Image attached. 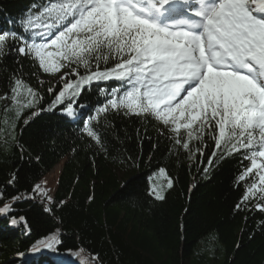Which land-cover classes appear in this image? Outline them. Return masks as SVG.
Wrapping results in <instances>:
<instances>
[{
  "label": "trees",
  "instance_id": "trees-1",
  "mask_svg": "<svg viewBox=\"0 0 264 264\" xmlns=\"http://www.w3.org/2000/svg\"><path fill=\"white\" fill-rule=\"evenodd\" d=\"M42 3L0 0V31L20 32L8 21L18 22ZM5 53L0 56V192L8 199L0 207H12L0 214V264H264V211L255 208L259 193L235 209L253 179L258 181L254 175L239 180L250 166L242 152L210 165L211 139L191 141L190 152L151 117L110 111L91 120L104 102L98 87L117 81L87 88L76 98L86 107L74 104L70 118L53 101L63 87L57 76L71 68L51 75L33 58L8 48ZM16 79L35 91L37 101L35 107L22 105L19 117L11 92ZM85 121L101 135L106 151L87 136ZM161 167L166 169L162 181L170 178L174 186L166 185L165 199L157 201L149 184ZM12 174L14 186L8 184ZM43 176L51 192L57 181L50 211L33 198V186ZM21 194L24 199L11 200ZM52 236L58 241L52 249L34 250ZM29 252L36 255L21 258Z\"/></svg>",
  "mask_w": 264,
  "mask_h": 264
},
{
  "label": "snow or ice",
  "instance_id": "snow-or-ice-1",
  "mask_svg": "<svg viewBox=\"0 0 264 264\" xmlns=\"http://www.w3.org/2000/svg\"><path fill=\"white\" fill-rule=\"evenodd\" d=\"M8 22L21 31H0V56L6 48L17 51L51 75L71 68L70 74L60 76L63 87L53 101L68 117L75 116L74 104L86 107L76 98L87 88L117 81L114 87H98L104 102L91 120L110 111L151 117L174 134L170 139L176 145L190 152L191 141L204 144L211 139L215 149L210 165L242 152L250 166L239 180L254 175L258 181L253 179L235 209L241 210L258 192L255 208L264 211V0H43L18 22ZM21 83L16 79L11 92L17 93ZM27 92L36 96L31 87ZM84 131L106 151L101 135L87 121ZM158 171L166 174L163 167ZM16 179L12 174L8 184L14 186ZM173 186L167 179V188ZM32 192L54 203L41 184ZM149 195L165 199L156 188ZM24 198L21 194L11 200ZM6 199L0 192V201ZM11 207L4 203L0 214ZM57 242L52 236L34 250L40 251V245L52 249Z\"/></svg>",
  "mask_w": 264,
  "mask_h": 264
},
{
  "label": "rangeland",
  "instance_id": "rangeland-1",
  "mask_svg": "<svg viewBox=\"0 0 264 264\" xmlns=\"http://www.w3.org/2000/svg\"><path fill=\"white\" fill-rule=\"evenodd\" d=\"M63 74H60L59 76H57V78H59L60 76H62ZM45 79H41V81H44ZM29 86H25L24 84H21L19 87H18V89H17V93H15V96H16V99L14 100L15 101V105H16V107L17 108H20L19 110H22L23 109V106L22 105H27V103H28V101H30V100H35L36 101V97H33L32 95H30V94H28V92H27V88H28ZM13 95H14V93H13ZM13 95H12V97H13ZM18 103H20V104H18ZM36 103H37V101L33 104V106L32 107H35L36 106ZM12 105H13V103H12ZM27 107V106H26ZM8 107H6V109H7ZM260 161L258 160V163H259ZM62 169V168H61ZM50 172V171H49ZM48 172V173H49ZM47 173V174H48ZM61 173V172H60ZM46 174V175H47ZM45 175V176H46ZM60 175V174H59ZM45 176H43L36 184H41V187H43V188H45V186H44V183H41L42 182V179H44V177ZM59 177V176H58ZM162 179H163V176H161L159 173H156V174H154V175H152V177H151V180H150V184H149V186H150V189H152V188H156L157 190H162V194H163V191H164V189H165V186L167 185V181H162ZM57 180H58V178H57ZM35 184V185H36ZM56 185H57V181H56ZM56 185H55V189H54V191L53 192H51V190H50V187L49 188H45L46 190H47V196H50V197H52L53 198V195H54V192H55V190H56ZM33 198L38 202V203H40L44 208L47 206V207H49L50 205L48 204V201H47V198L46 197H41L40 195H37V194H35V193H33Z\"/></svg>",
  "mask_w": 264,
  "mask_h": 264
},
{
  "label": "water",
  "instance_id": "water-1",
  "mask_svg": "<svg viewBox=\"0 0 264 264\" xmlns=\"http://www.w3.org/2000/svg\"><path fill=\"white\" fill-rule=\"evenodd\" d=\"M61 163L64 164V163H65V160L61 161ZM62 166H63V165H62ZM61 170H62V169H61Z\"/></svg>",
  "mask_w": 264,
  "mask_h": 264
}]
</instances>
